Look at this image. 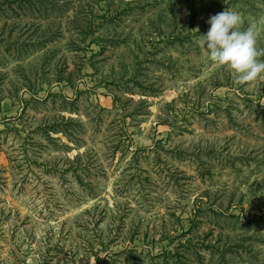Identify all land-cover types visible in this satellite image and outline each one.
<instances>
[{
    "label": "rangeland",
    "instance_id": "1",
    "mask_svg": "<svg viewBox=\"0 0 264 264\" xmlns=\"http://www.w3.org/2000/svg\"><path fill=\"white\" fill-rule=\"evenodd\" d=\"M226 8L264 20L0 0V264H264V74L237 85L195 42Z\"/></svg>",
    "mask_w": 264,
    "mask_h": 264
},
{
    "label": "clouds",
    "instance_id": "2",
    "mask_svg": "<svg viewBox=\"0 0 264 264\" xmlns=\"http://www.w3.org/2000/svg\"><path fill=\"white\" fill-rule=\"evenodd\" d=\"M210 28L195 41L216 67L226 69L237 85L250 84L264 74V49L257 47L264 34V20L244 21L238 11L225 9L207 21ZM198 29V28H197ZM199 31V29H198Z\"/></svg>",
    "mask_w": 264,
    "mask_h": 264
}]
</instances>
